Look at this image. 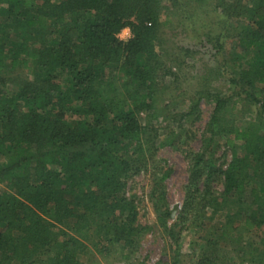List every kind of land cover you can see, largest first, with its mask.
<instances>
[{
    "label": "trees",
    "instance_id": "16d2710c",
    "mask_svg": "<svg viewBox=\"0 0 264 264\" xmlns=\"http://www.w3.org/2000/svg\"><path fill=\"white\" fill-rule=\"evenodd\" d=\"M216 1L242 24L235 53L226 62L235 70L230 82L243 83L246 96L231 105V97L204 86L179 114L181 128L184 119H199L201 100L214 104L200 150L186 154L189 177L178 220L200 229L216 214L225 220L212 226L215 231L195 264H223L221 241H235L238 229L252 235L244 246L238 244L241 257L247 264H264V0ZM3 2L0 264H85L90 244L100 254L119 247L130 259L144 228L128 181L147 170L165 144L156 143L161 127L144 124L142 115L162 118L157 105L163 81L176 76L172 69L180 57L167 65L160 36L173 12L164 13V0ZM126 27L131 37L123 41L119 35ZM183 52L191 57L196 51ZM17 68L27 76L10 92L5 72ZM242 100L254 115L238 127L225 113ZM222 147L233 151L225 166L216 156ZM170 172L155 180L163 204ZM236 204L239 209L229 211ZM160 212L161 227L176 244L185 227L177 231L183 224L177 219L168 226L169 208ZM178 255L172 264H178Z\"/></svg>",
    "mask_w": 264,
    "mask_h": 264
},
{
    "label": "rangeland",
    "instance_id": "374dc122",
    "mask_svg": "<svg viewBox=\"0 0 264 264\" xmlns=\"http://www.w3.org/2000/svg\"><path fill=\"white\" fill-rule=\"evenodd\" d=\"M247 1L243 0L244 3ZM217 4L216 0L206 3L197 0H179V4L174 6L171 0H164V13L173 12L169 24L162 26L160 31L164 50L167 53L164 59L169 66L176 56L180 57L179 63L184 62L176 63L178 66L172 69L176 76L168 75L163 81L165 88L159 95L157 105L159 109H163L162 118L157 121L151 120L146 113L142 115L144 124L161 127L156 143L160 144L161 139L165 143L158 147L148 163L147 170L143 168L142 172L132 175L128 181V195L137 197L138 222L144 231L130 259L122 257L123 252L119 247H114L108 254H100L90 244L86 255L82 257L85 264H172L176 253H179L178 264H195L206 241L211 238L210 233L215 231V227L212 226L217 227L225 222L222 219L223 216L216 214L211 222H204L205 228L200 229L192 227L191 221L186 222L185 227L183 221L178 220L185 199L184 187L189 177L186 154L200 150L201 136L207 122L211 119L214 104L206 98L201 100L199 119L195 120L194 117L184 119L181 128H179L181 122L179 114L187 111L192 99L197 96L198 91L204 89V86L220 92L225 97H231L229 103L231 105L237 97L243 99L246 96L241 90L243 83L230 82L235 70L231 62H226L235 53L236 35L241 30L242 24L238 23L236 18L230 19L226 13L217 8ZM5 17V4L3 0H0V19ZM119 37L127 41L131 37V29L124 28ZM216 40L223 48L216 47ZM184 48L196 52L188 57L183 52ZM5 75L8 82L7 89L15 92L18 89L15 81L26 77L27 73L25 69L17 68L7 70ZM247 87L244 86V88ZM231 110L226 111L225 118L235 119L234 124L238 127L247 125L253 120V108L247 101L242 100L235 109ZM228 121L230 123L231 120ZM231 124H233L232 121ZM172 131H176L177 135L171 136ZM232 154V150L226 147L220 148L216 153L217 157H221L218 163L227 165L232 159ZM155 169L157 174L154 172ZM169 169L171 172L163 183L165 193L163 204L158 202L159 193L154 192V185L156 177H161L162 171ZM218 189L222 190V187L219 186ZM236 205L230 207L229 211L235 212L239 209L240 205ZM165 208L173 211V216L171 215V218L167 220L168 226L173 225L177 219L179 224H183L178 225L176 230H180L182 226L185 227L180 234H177L180 237L176 244L161 227L160 210ZM225 213L221 215L225 216ZM236 225L238 227V223ZM251 236L247 231L238 229L233 237L235 241L232 239L221 241L220 254L224 256L223 264H247L237 248L238 244L244 246L246 239Z\"/></svg>",
    "mask_w": 264,
    "mask_h": 264
},
{
    "label": "water",
    "instance_id": "95a60500",
    "mask_svg": "<svg viewBox=\"0 0 264 264\" xmlns=\"http://www.w3.org/2000/svg\"><path fill=\"white\" fill-rule=\"evenodd\" d=\"M172 216H173V211L171 212Z\"/></svg>",
    "mask_w": 264,
    "mask_h": 264
}]
</instances>
